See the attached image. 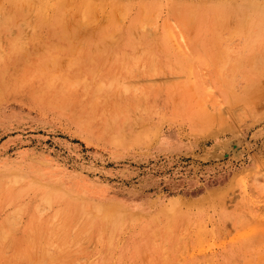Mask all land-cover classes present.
I'll list each match as a JSON object with an SVG mask.
<instances>
[{"label":"rangeland","instance_id":"obj_1","mask_svg":"<svg viewBox=\"0 0 264 264\" xmlns=\"http://www.w3.org/2000/svg\"><path fill=\"white\" fill-rule=\"evenodd\" d=\"M35 1L0 0L4 232V218H16L8 238L36 227V212L49 227L60 218L55 209L98 206L133 227L158 231L168 220L176 223L173 240L157 235L149 245H134L121 264H264V51L250 56L243 36L225 32L231 35L244 14H264V0H64L57 17L46 0ZM126 32L135 47L129 53L122 52ZM53 42L61 47L51 50ZM227 51L246 58L239 72ZM27 72L54 79L91 73L95 87L108 92L88 114L81 105L49 106L32 97ZM120 99L127 111L115 109ZM104 119L110 132L99 131ZM36 188L66 195L69 204L49 207ZM15 189L23 197L4 202ZM132 229L116 241L114 257ZM5 247L0 264L13 253ZM87 247L72 258L97 264L100 247L94 241Z\"/></svg>","mask_w":264,"mask_h":264},{"label":"bare ground","instance_id":"obj_2","mask_svg":"<svg viewBox=\"0 0 264 264\" xmlns=\"http://www.w3.org/2000/svg\"><path fill=\"white\" fill-rule=\"evenodd\" d=\"M66 3L67 1H64V0H46V8L48 10L53 11L54 12L53 15L57 17L66 7ZM35 4L43 5L44 1L36 0ZM82 8L84 7H79L77 9L82 13V15L86 16L89 12L87 9H82ZM222 14L223 12H220V16H221L219 17L220 20H224L222 18L224 15ZM40 22L43 24H47V25L49 24V22L47 23L46 19H43V18L40 20ZM238 23L240 24H237V26L232 31L231 35L227 31H225L226 34L228 36H232V35L233 36L235 35L243 36V40L247 43L246 52L250 56L255 55L256 52H259V50L264 51V14L258 13L253 16H250V15L246 16L244 14V16L240 17V20L238 21ZM84 25L86 26V24ZM211 29L214 32L216 31L215 28H211ZM130 34H131L130 32H126L123 34V38H125V41L127 42L126 47L122 50L123 53H129V51L135 48L134 44L132 43V39L129 38ZM216 36H217V33H216ZM49 47L51 50H57L61 47V45L53 42L49 44ZM213 48L217 50L216 51L217 54L220 55L223 53V50L221 47L218 46V47H213ZM8 51H9L8 54L9 53L11 54L10 52L11 50H8ZM112 51L114 52L116 51L115 53L118 55L121 54L120 49H113ZM227 53L230 56V58H228V61L230 62V64L234 65L233 66L234 70L239 72L246 58L243 59L241 54H239V52H236V51L232 53H230V51H227ZM7 57L8 59H10L11 57H13V55H10ZM37 74L38 75L32 72H27L25 74L26 76L25 79L28 80L31 84L30 92L33 95L32 97L35 98L37 101L43 102L49 106L57 105L62 108H66L67 106L68 107L75 106L76 108H78L81 105L83 108H85L84 112L88 114L91 111L98 110V106H99L97 104L98 98L99 97L102 98L104 95H107V92H108L107 90L101 87L102 86L100 85L101 83L99 84V87L97 86L98 88L95 87V85L92 82L93 78H91L90 76L91 73H87L86 75H84V77H81L80 74L78 73H75V74L73 73L72 75L66 74V75H63V77L61 76L56 79L51 77L47 72L37 73ZM81 79L83 82H81ZM58 83H61V84L58 86ZM70 84L72 85V89L70 88ZM79 84H81V86H79ZM84 84L85 86H89V87H86V90L84 89ZM227 84H229V81L227 82ZM53 85H57L56 88H54ZM79 87L81 89H78ZM2 90H5V89H4L3 84L0 83V91ZM85 99L89 103L88 105H86V107L83 106V103H85L84 102ZM115 104H116L115 105L116 110L120 112L127 111L128 106L124 104V102L121 99L120 101H117ZM64 110L66 109H63L62 112ZM80 119L83 120L81 117ZM104 120L107 121L106 119ZM83 121L87 125H90L89 123H91L90 118L88 119L86 118ZM101 123L102 125L99 131L103 132L106 130L105 132L107 133V131L110 132V129H113L108 121L107 123L106 122L104 123L103 121ZM15 191L9 190L8 193H5L4 194L5 196L3 195L4 202L17 203L18 200H20L23 197V194H24L23 191L21 190H17L16 192ZM33 191H35L37 194L40 195L41 197L40 202L42 200V202L48 205L49 207L55 205L57 202L68 203V201L65 198L66 195L64 197L57 196L56 194L51 195L50 193H48L47 188H43V189L36 188ZM97 207L98 206H96L95 208L93 207L92 209H86V208L81 207L85 209L83 211L80 209V206H79V209H77V213L70 212L71 210L68 208V205H65L64 207V209L66 210L62 209L63 207L61 208V210L55 209L57 215L58 213L64 214V215L59 214L60 216L59 220H62V218L63 220L60 223H58L59 222L58 220L57 221L58 225L57 224L50 225L49 227H47V224L46 226L41 224L40 216L42 214L39 213L40 215H38L36 212L34 213V217L37 218L36 227H32L33 225L28 226V227L26 226L27 228L23 230L22 234L18 238L13 237V236H11V238H8L10 237L8 235L12 233L10 231L11 230L13 231L14 229L13 227L15 224L14 220L16 218L15 219L10 218L9 220H11V222H9V220L7 221V217H5L4 220H5V224L7 227L6 232H8V227L9 228L13 227V228H10L11 230H9L10 232L9 234V233L4 232V228L2 229V227L0 226V232H1L0 250L1 252H3L6 248L5 247L6 245L9 248H11L10 250L13 251V253L10 258L3 259L4 264H78V262H75L72 257H77L80 251L86 254L85 252H88L87 250L90 249L87 247L90 241L92 242L94 241V244L96 243L100 247L97 253L95 254L93 253V256L96 257V259L99 261V262L97 261L98 262L97 264H105V263L109 264L110 260H113V264H121L123 260L121 256L124 255L125 253H129L134 245L136 246L140 244L149 245L152 239L157 235L169 241L175 238L174 228L176 227V223L174 222V220H168L162 229H159L158 231H154L152 230L151 225L149 226H142V225L136 226L135 225V227H133V225L129 222L130 220L128 221L125 217L118 215L117 213L112 212L110 210H104V209H101L100 207L98 208ZM38 208L39 207L37 205L36 209L38 210ZM42 208L44 209L45 207H42ZM19 209L20 208L18 207L15 208L14 209L15 211H13V213L16 211L20 212ZM22 209L24 210V208ZM44 210H42V212H44ZM57 210H58V213H57ZM17 212L15 213L16 217H18ZM39 212H41V210ZM10 213H12V210ZM167 213L169 212L167 211ZM56 214H54V216L51 217V221L48 220L51 224H52V221L54 224L55 217L57 218ZM35 215H37L38 217ZM29 218H31L33 221L35 219L32 217H29ZM47 219H50V217H48ZM72 220L76 221L78 224L74 225ZM9 223L11 224L13 223V226L12 225L10 226ZM31 224L32 223H30V225ZM130 227L133 228L132 230L134 231L133 238L122 239L121 245L119 246L120 250L118 252V256L114 257L113 251L117 249L116 241L119 240L124 235V233L129 231ZM43 230H46L47 232ZM8 239H10L9 243H8L9 241ZM18 244H19V248L17 247ZM3 246H4V250L2 251L1 248ZM21 248L23 250H20ZM91 255L92 254H87V256H85V261H86V257L91 256ZM111 255H113V257H111ZM77 259H80V258H77Z\"/></svg>","mask_w":264,"mask_h":264}]
</instances>
